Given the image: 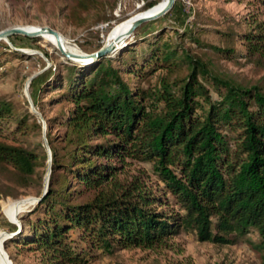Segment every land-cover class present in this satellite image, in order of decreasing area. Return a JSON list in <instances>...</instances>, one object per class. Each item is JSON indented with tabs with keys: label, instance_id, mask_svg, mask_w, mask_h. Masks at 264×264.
<instances>
[{
	"label": "trees",
	"instance_id": "1",
	"mask_svg": "<svg viewBox=\"0 0 264 264\" xmlns=\"http://www.w3.org/2000/svg\"><path fill=\"white\" fill-rule=\"evenodd\" d=\"M71 1L73 16L95 3ZM251 1L264 14V0ZM245 23L247 30L225 35L232 43L236 37L246 56L263 55L264 23L255 17ZM147 33L153 38L162 31ZM217 49L228 59L234 53L233 45ZM155 69L165 71L158 86H140ZM62 71L51 70L39 85V92L57 90L49 100L59 105L45 121L47 186L27 210L35 218L11 225L4 248L8 242L20 252L39 251L40 264H85L96 248L153 249L186 229L218 244L253 231L256 240L249 243L264 264V84L234 83L161 38L141 57L131 50L104 54L64 64ZM10 117V103L0 101V164L29 177L48 158L2 140ZM53 126L60 130L52 135ZM38 127L26 112L11 131ZM133 161L151 164L153 184L112 183ZM80 244L85 248L77 250Z\"/></svg>",
	"mask_w": 264,
	"mask_h": 264
},
{
	"label": "rangeland",
	"instance_id": "2",
	"mask_svg": "<svg viewBox=\"0 0 264 264\" xmlns=\"http://www.w3.org/2000/svg\"><path fill=\"white\" fill-rule=\"evenodd\" d=\"M151 1L158 2L154 8L165 2L95 0L93 8L89 7L73 16L67 12L71 0H0V30L48 27L62 35L67 51L87 54L98 49L115 27L145 10L143 4ZM84 6H90V2ZM172 6L167 15L154 19L152 23L147 21L138 25L112 56H120V53L131 50L141 57L149 42L161 38L170 45L178 44L179 48L206 63L211 71L234 83L243 86L264 84V54L248 57L236 37L232 43L230 36L225 35V32L247 30L245 22L252 17L264 23V14L251 0H175ZM154 27H160L162 33H155L157 36L149 38L147 32ZM183 31H191L195 39H188ZM147 37L148 40H145ZM226 45H233L234 53L229 59L220 55L217 49ZM69 63L75 62L39 35L13 34L6 40L0 39V101L11 105L8 129L1 137L3 141L31 149L38 156L47 155L44 140L46 127L43 130L42 120L32 112L29 102L44 122L54 116L59 105L49 99L57 90L39 92V85L48 72L53 69L62 71L64 64ZM164 72L163 69H155L138 83L144 88H155ZM185 73L173 72L171 79L174 75ZM208 89L214 98L216 95L211 87L208 86ZM26 112L33 115L39 127L30 128L25 134L11 131L14 119ZM59 130L57 126L49 129L52 135ZM46 165L44 163L35 168L29 177H21L9 165L0 164V264H9L7 256L12 264H40L39 251L20 252L13 243L8 242L4 248L2 235L3 232H12L10 226L17 225V221L26 224L27 220L35 218L36 213L27 214L35 201L25 204H21V201L37 197L44 189ZM134 179L153 184L155 177L151 164L129 162L115 175L112 183L119 187L120 184L126 186ZM255 240L256 233L251 231L238 237L232 244H218L200 240L194 231L186 229L169 238L165 245L153 249L105 251L96 248L88 255L85 264H259L258 253L249 243ZM84 248L83 244L77 246V250Z\"/></svg>",
	"mask_w": 264,
	"mask_h": 264
},
{
	"label": "water",
	"instance_id": "3",
	"mask_svg": "<svg viewBox=\"0 0 264 264\" xmlns=\"http://www.w3.org/2000/svg\"><path fill=\"white\" fill-rule=\"evenodd\" d=\"M175 0H165V2L157 8H153V6L139 12L136 13L135 15H133L130 20L129 23L126 27V29L124 30V33L122 34V36L120 38H118L116 40L117 46L120 44L124 43L125 38H127L128 36H130L133 32V30L140 24H142L143 22H147V21H151L154 20L160 16H162L163 14H165L166 12H168L170 10V8L172 7L173 3ZM41 33H48L54 36V38L56 39V43H57V48L59 49V51L69 60L73 61V62H88V61H92L104 54H112L114 51H116V44L113 43H103L98 49H96L93 52L87 53V54H76L70 51H64L61 48V45L59 43V34L58 32L52 30L51 28L48 27H41L38 28L36 30H26L23 27H13V28H8V29H4V30H0V39H6L9 35H13V34H20V35H25V36H38ZM27 86V83H26ZM30 107L32 112L35 113V115L42 120V128L43 130L45 129V122L42 118V116L40 115V113H38L34 108L33 105L29 102ZM45 143L47 145V157H48V168H47V175L45 177V183H44V189L43 191H45L46 186H47V180H48V174L50 173V150H49V146L47 143L46 138H44ZM39 198L38 197H28V198H24L21 201V204H25V203H29V202H34L37 201ZM17 225L19 226V221H17ZM13 235V232H3V241H5L7 238H10ZM7 260L9 262V264H12L10 259L7 256Z\"/></svg>",
	"mask_w": 264,
	"mask_h": 264
},
{
	"label": "bare ground",
	"instance_id": "4",
	"mask_svg": "<svg viewBox=\"0 0 264 264\" xmlns=\"http://www.w3.org/2000/svg\"><path fill=\"white\" fill-rule=\"evenodd\" d=\"M162 5V4H161ZM161 5L157 6V7H160ZM156 7V8H157ZM154 8V7H153ZM129 20H126L122 23H120L117 27H115L113 29V31L111 32L110 36L108 37L107 41L105 43H113V44H116L117 46V43H116V40L118 38H120L122 36V34L124 33V30L126 29L128 23H129ZM26 30H36V29H26ZM39 36L43 37L44 39H47L49 42L53 43V45H55V47L57 48V43H56V39L54 38L53 35L51 34H48V33H41ZM1 40H6V39H1ZM59 43L61 45V48L64 50V51H67L66 47H65V40L63 39L62 35L59 34ZM122 45V44H120ZM120 45H118L116 48H118ZM58 49V48H57ZM115 52V51H114ZM113 52V53H114ZM112 53V54H113ZM111 55V54H110Z\"/></svg>",
	"mask_w": 264,
	"mask_h": 264
},
{
	"label": "built area",
	"instance_id": "5",
	"mask_svg": "<svg viewBox=\"0 0 264 264\" xmlns=\"http://www.w3.org/2000/svg\"><path fill=\"white\" fill-rule=\"evenodd\" d=\"M102 27V26H101Z\"/></svg>",
	"mask_w": 264,
	"mask_h": 264
}]
</instances>
